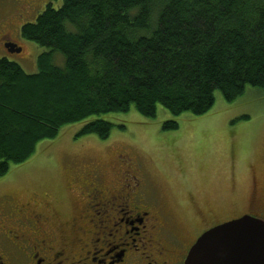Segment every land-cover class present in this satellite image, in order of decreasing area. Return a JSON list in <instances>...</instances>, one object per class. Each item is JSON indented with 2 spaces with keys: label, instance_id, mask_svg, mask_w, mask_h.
<instances>
[{
  "label": "trees",
  "instance_id": "1",
  "mask_svg": "<svg viewBox=\"0 0 264 264\" xmlns=\"http://www.w3.org/2000/svg\"><path fill=\"white\" fill-rule=\"evenodd\" d=\"M22 36L49 50L34 74L0 59V180L68 125L105 140L109 114L203 116L264 90V0H63Z\"/></svg>",
  "mask_w": 264,
  "mask_h": 264
},
{
  "label": "rangeland",
  "instance_id": "2",
  "mask_svg": "<svg viewBox=\"0 0 264 264\" xmlns=\"http://www.w3.org/2000/svg\"><path fill=\"white\" fill-rule=\"evenodd\" d=\"M62 4L63 0H53L55 8ZM46 6H40L36 16H28L26 23L35 22ZM13 26L7 29L8 37L23 47V52L12 53L6 45L3 48L0 36V59L8 58L34 74L40 55L49 49L22 36V21ZM70 28L75 29L71 24ZM54 63L64 67V55L56 52ZM106 119L114 128L105 140L94 134L79 136L86 123L81 122L63 128L56 139L42 142L33 158L13 167L0 180V192L13 185L18 186L17 195H25L28 186L58 200L67 213L73 204L72 193H67L65 186L69 171L116 161L121 152L125 155L118 162L142 168L155 187L152 192L175 206L173 214L180 227L190 231L198 226V207L206 201L213 202L221 221L246 210L252 168L264 177V90L249 86L234 103H226L218 93L214 107L203 116H174L159 106L154 119L136 111L109 114ZM168 121H177L179 128L164 130Z\"/></svg>",
  "mask_w": 264,
  "mask_h": 264
},
{
  "label": "flooded vegetation",
  "instance_id": "3",
  "mask_svg": "<svg viewBox=\"0 0 264 264\" xmlns=\"http://www.w3.org/2000/svg\"><path fill=\"white\" fill-rule=\"evenodd\" d=\"M46 3L53 0H0L1 46L21 47L7 29L16 21L25 26L26 18ZM123 155L69 171L65 186L73 204L67 213L58 200L28 186L25 195H17L18 186L3 188L0 264H184L209 229L245 215L264 220V177L255 167L246 210L221 221L213 202L194 203L199 221L189 231L180 227L175 206L152 192L155 187L142 168L118 162Z\"/></svg>",
  "mask_w": 264,
  "mask_h": 264
},
{
  "label": "water",
  "instance_id": "4",
  "mask_svg": "<svg viewBox=\"0 0 264 264\" xmlns=\"http://www.w3.org/2000/svg\"><path fill=\"white\" fill-rule=\"evenodd\" d=\"M6 47L12 53L23 51L13 43ZM184 264H264V220L245 215L209 229Z\"/></svg>",
  "mask_w": 264,
  "mask_h": 264
}]
</instances>
